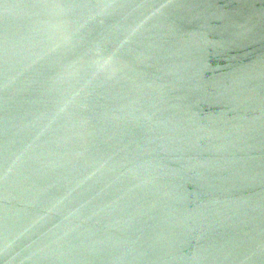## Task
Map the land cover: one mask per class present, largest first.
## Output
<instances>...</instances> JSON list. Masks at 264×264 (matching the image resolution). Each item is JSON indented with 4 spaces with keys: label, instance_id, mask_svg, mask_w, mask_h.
I'll return each instance as SVG.
<instances>
[{
    "label": "water",
    "instance_id": "1",
    "mask_svg": "<svg viewBox=\"0 0 264 264\" xmlns=\"http://www.w3.org/2000/svg\"><path fill=\"white\" fill-rule=\"evenodd\" d=\"M0 264H264V0H0Z\"/></svg>",
    "mask_w": 264,
    "mask_h": 264
}]
</instances>
